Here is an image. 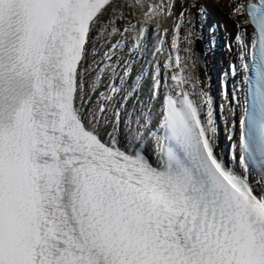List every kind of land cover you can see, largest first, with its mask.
Instances as JSON below:
<instances>
[{
  "label": "snow or ice",
  "instance_id": "snow-or-ice-1",
  "mask_svg": "<svg viewBox=\"0 0 264 264\" xmlns=\"http://www.w3.org/2000/svg\"><path fill=\"white\" fill-rule=\"evenodd\" d=\"M0 264H264V0H0Z\"/></svg>",
  "mask_w": 264,
  "mask_h": 264
},
{
  "label": "bare ground",
  "instance_id": "bare-ground-1",
  "mask_svg": "<svg viewBox=\"0 0 264 264\" xmlns=\"http://www.w3.org/2000/svg\"><path fill=\"white\" fill-rule=\"evenodd\" d=\"M225 11H226V9H225ZM217 21H219V23L222 25V27H220L215 33V36L220 38L219 43H220V47H221V49H219L218 53L216 54L217 55L216 58L218 61L224 60L225 65H223V66L217 65L216 68L214 69V72H215L214 74H216L217 68H219L220 72L225 70L227 63H229L231 58L233 57V54L229 53L225 49V43H226L227 38L231 34H233L235 31L232 23L229 20H227V18L223 15V13L219 9H214L212 12V15L209 17L208 23L212 24V23H215ZM167 23H168L167 21H164V27H166ZM225 29H227V30H225ZM209 38H210V36L208 33V29H207V26H205L204 39L207 40ZM169 39H170V37H169ZM156 40L157 39L154 38V42ZM212 52H214V54L216 53L215 50H212ZM210 54H211V52H210ZM205 58H207V56ZM207 71H208V75H210L211 74V68L208 66V64H207ZM224 115H225V117H227L229 119L231 118L230 113H228V112H225ZM220 143L228 145L225 133H223V135L220 137Z\"/></svg>",
  "mask_w": 264,
  "mask_h": 264
}]
</instances>
